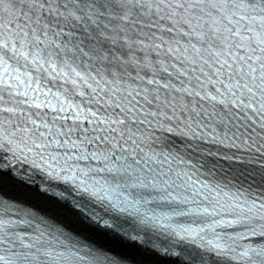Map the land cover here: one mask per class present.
<instances>
[{"label": "snow or ice", "instance_id": "1", "mask_svg": "<svg viewBox=\"0 0 264 264\" xmlns=\"http://www.w3.org/2000/svg\"><path fill=\"white\" fill-rule=\"evenodd\" d=\"M0 264H264V0H0Z\"/></svg>", "mask_w": 264, "mask_h": 264}]
</instances>
